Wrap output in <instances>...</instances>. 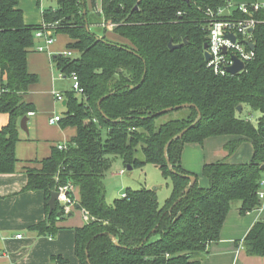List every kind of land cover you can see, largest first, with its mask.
<instances>
[{"label": "trees", "instance_id": "trees-1", "mask_svg": "<svg viewBox=\"0 0 264 264\" xmlns=\"http://www.w3.org/2000/svg\"><path fill=\"white\" fill-rule=\"evenodd\" d=\"M54 1L56 7L43 8V21L70 38L66 51L72 52L55 61L65 77L77 74L83 92L64 93L59 123L75 128L74 137L65 149L55 146L41 168L27 170L24 190H43L47 209V218L31 229L54 235L65 215L60 206L50 214L48 201L59 185L71 182L92 217L75 230L79 264H203L234 202L241 203L242 214L262 205L264 10L256 13L254 57L242 72L222 75L204 56L207 11L229 0ZM106 22L114 25L111 31ZM40 27L26 23L20 0H0V113L10 117L0 129V173L15 171L20 121L36 111L25 95L38 81L28 70V55L37 48ZM170 41L182 46L172 50ZM182 104L191 106L158 114ZM245 107L258 113L256 122L241 116ZM174 112L179 116L172 117ZM221 136L230 138L227 158L204 164L207 185L197 180L186 191L187 175L195 174L182 166L184 145ZM245 143L252 146L251 160L230 162ZM139 151L143 159L137 158ZM118 156L133 168L151 163L170 175L171 197L160 204L156 189L142 187L109 204L104 181ZM243 245L247 254L264 256V218L250 228ZM55 258L68 264L61 255Z\"/></svg>", "mask_w": 264, "mask_h": 264}, {"label": "crops", "instance_id": "crops-1", "mask_svg": "<svg viewBox=\"0 0 264 264\" xmlns=\"http://www.w3.org/2000/svg\"><path fill=\"white\" fill-rule=\"evenodd\" d=\"M39 4L35 0H20L27 24L41 25L44 22L43 10H40ZM58 35L48 51L33 50L28 55V70L38 77V81L30 87L25 98L35 105L36 111L28 114L30 133L27 134L20 127L21 139L16 144L18 162L15 171L0 173V264H57L55 257L59 255L68 264H79L75 250V230L86 224L84 218L80 221L75 219V208L58 220L53 236L40 234L31 227L47 218L45 193L43 190H24L28 183L27 170L41 168V161L51 155L55 146L67 144L76 134L73 127L63 128L59 122H50L55 116L62 117L65 110L64 99L61 102L64 110L61 114L58 113L55 92L64 94L56 89L59 75H63V72L58 68L55 57L68 50L70 38L64 34ZM41 43L37 41L36 44L38 46ZM63 78L67 77L63 75ZM2 83L0 68V92ZM9 119L8 113H0V129L8 124ZM221 137L225 139L216 140L220 145H213L214 141L209 143L215 150L213 159H224L228 156L225 144L230 138ZM188 171L191 170L188 168ZM198 182L205 186L200 183L199 178ZM75 193L78 199L77 187ZM240 208L241 203L230 210L221 231V238L208 246L203 264H264V256L247 254L243 245V239L250 228L264 218V208L249 215L242 214Z\"/></svg>", "mask_w": 264, "mask_h": 264}, {"label": "built area", "instance_id": "built-area-1", "mask_svg": "<svg viewBox=\"0 0 264 264\" xmlns=\"http://www.w3.org/2000/svg\"><path fill=\"white\" fill-rule=\"evenodd\" d=\"M260 10H264V1L240 5L228 4L216 10L208 9V48L205 49V51H208L211 55L208 66L216 73L222 75L230 74L227 72V68L234 64L233 56H237L245 65L254 57V50L250 48L249 43L254 44L253 32L260 22L256 18V13ZM237 13H240L241 16H238ZM103 26L110 29L114 27V25L109 22L103 23ZM228 34H232L236 37L235 42H232L231 39L227 37ZM56 36V24H47L43 22L36 32V38L42 42L37 46L36 50L39 52L48 51L51 45L54 44ZM224 47L227 48L226 53L223 52ZM62 54L70 56L72 52L65 51ZM69 77L73 82L71 89L77 93L83 92L77 74L72 73ZM55 97L59 101L64 100V94L60 92H55ZM61 118V116H55L50 119V122L57 123ZM58 147L60 149H65L66 144H60ZM56 191L59 192L58 206L61 207L63 214L67 216L75 209L76 204L79 203L75 193L76 186L68 182L59 185ZM258 195L262 205L257 210H262L264 208V179L261 182ZM80 210L83 213V218L86 223L92 220L89 211L84 208ZM254 211L256 210L247 211V214H252ZM19 237H21V235Z\"/></svg>", "mask_w": 264, "mask_h": 264}, {"label": "rangeland", "instance_id": "rangeland-1", "mask_svg": "<svg viewBox=\"0 0 264 264\" xmlns=\"http://www.w3.org/2000/svg\"><path fill=\"white\" fill-rule=\"evenodd\" d=\"M29 1V0H24ZM37 1V0H35ZM40 10L47 7H56L57 3L54 0H40ZM256 1L263 0H229V4H249ZM105 27V26H104ZM108 31L112 29L106 27ZM59 36V35H58ZM60 37V36H59ZM61 74V72H60ZM64 75V74H63ZM63 75H59L60 79L57 84V90L63 93L72 91L73 82L70 77L63 78ZM62 101L58 100V113L61 114L64 107L61 104ZM171 116V115H170ZM179 114L174 112L172 117H177ZM243 118H247L256 122L258 113L252 112L248 107H245L241 113ZM169 114L161 118V121L167 120ZM218 139H225L223 137H215L207 139L203 145H195L186 143L183 147L184 153H182L181 163L182 166L188 170H191L193 174L200 179V183L207 185L208 181L203 174V166L205 162H215L221 160V158L213 159L212 154L215 152L213 145H220L217 142ZM217 140V141H216ZM211 141H214L211 145ZM217 149V148H216ZM137 158L143 159L144 156L141 151L137 153ZM252 158V146L249 143L243 144L240 149L235 152L230 158V162H249ZM213 160V161H212ZM201 183V184H202ZM105 189H106V201L109 204H113L115 199L121 198L128 190H137L142 187L152 188L157 190V195L160 204H164L172 195L173 192V179L170 175L165 174L163 170L154 164L147 163L141 167L128 168V165L121 157H114L109 171L105 176ZM240 202H234L233 207H237ZM83 213L80 210H75V219L82 220Z\"/></svg>", "mask_w": 264, "mask_h": 264}, {"label": "water", "instance_id": "water-1", "mask_svg": "<svg viewBox=\"0 0 264 264\" xmlns=\"http://www.w3.org/2000/svg\"><path fill=\"white\" fill-rule=\"evenodd\" d=\"M186 1H190V0H186ZM227 37L229 39H231L232 42H235L236 40V37L232 34H228ZM182 45L179 44V45H175L172 41L169 42V47L170 49H177V48H180ZM249 46L251 49H254L255 45L253 43H249ZM205 49L208 48V43L205 44L204 46ZM227 51V48L224 47L223 49V52L226 53ZM204 56H205V60L206 61H209L211 59V55L209 54L208 51H205L204 53ZM233 60H234V64L232 66H229L227 68V72L232 74V75H236L240 72H242L246 65L243 61H241L237 56H233ZM104 98H102L100 101H99V104H101V102L103 101ZM64 105H66V101L63 102ZM191 106L190 104H182V105H178V106H175V107H169V108H166L162 111H160L158 114H161V113H167V112H170V111H173V110H178V109H181V108H186V107H189ZM239 110H242V107L239 106ZM198 117L200 118L201 117V113L198 109ZM28 122H29V116L26 115L24 116L21 121H20V127L23 131H25L27 134H29V127H28ZM188 129H184L180 134H178L176 137H174V139L176 138H180L182 137L186 132H187ZM129 170L130 169H133V167L131 165L128 166ZM187 177L190 179V185L189 187L186 189V191L189 190V188L191 186H193L196 182H197V176L196 175H187ZM58 197H59V192L58 191H53L51 193V196H50V199L48 201V205H49V213L52 214L58 207ZM76 209H81V204L80 203H77L76 206H75ZM72 215V214H71ZM115 240V239H114Z\"/></svg>", "mask_w": 264, "mask_h": 264}]
</instances>
